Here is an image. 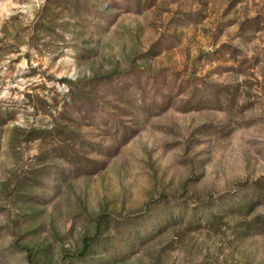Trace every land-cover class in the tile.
<instances>
[{"label":"rangeland","instance_id":"rangeland-1","mask_svg":"<svg viewBox=\"0 0 264 264\" xmlns=\"http://www.w3.org/2000/svg\"><path fill=\"white\" fill-rule=\"evenodd\" d=\"M0 264H264V0H0Z\"/></svg>","mask_w":264,"mask_h":264}]
</instances>
